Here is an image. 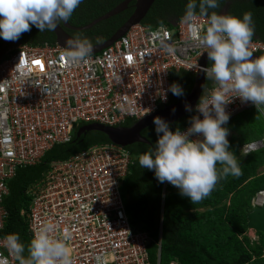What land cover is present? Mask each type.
I'll use <instances>...</instances> for the list:
<instances>
[{"label": "built area", "instance_id": "built-area-1", "mask_svg": "<svg viewBox=\"0 0 264 264\" xmlns=\"http://www.w3.org/2000/svg\"><path fill=\"white\" fill-rule=\"evenodd\" d=\"M183 16L158 25L133 24L86 63L69 64L57 43L8 47L0 60V229L6 180L17 167L38 163L54 143L69 140L75 125L117 126L157 111L169 100L172 71L201 68L206 50L190 36ZM206 22L207 16L197 13L192 23L203 29ZM249 50L264 53V40L252 38ZM214 87L210 80L201 97ZM247 110H256L264 121V113L251 103L234 99L226 106L229 119ZM193 115H200L195 108ZM262 147L264 131L239 151L245 155ZM131 160L129 151L112 141L51 160L27 188L24 215L31 239L50 223L61 237L70 234L73 264H150L149 235L131 226L121 196L120 181ZM5 237L0 235V254L18 264L4 247ZM157 246L155 264H160V231Z\"/></svg>", "mask_w": 264, "mask_h": 264}, {"label": "trees", "instance_id": "trees-1", "mask_svg": "<svg viewBox=\"0 0 264 264\" xmlns=\"http://www.w3.org/2000/svg\"><path fill=\"white\" fill-rule=\"evenodd\" d=\"M121 1L82 0L68 22L74 25L86 24ZM225 1L219 0L220 7L209 9L208 14L212 11L220 13ZM228 1L226 14L242 18L243 13L251 12L254 25L252 38L264 40V0ZM187 3L188 0H155L141 22L149 25L169 23L175 17L184 15ZM132 9L130 3L125 10L87 29L97 37L91 43L109 37L130 15ZM47 33L45 35L44 31L40 32L32 26L31 31L19 37V44H53V31ZM259 55L264 53L259 52ZM193 81L194 74L186 70L172 71L170 82L179 84L184 95L177 97L171 93L169 103L177 102L188 94ZM208 84L210 80H206ZM191 116L193 111L169 122L170 130H181L189 123ZM133 122L134 119L127 118L122 124L129 126ZM81 125L83 123L71 129L68 141L54 143L38 163L17 167L14 175L6 180L8 193L2 198L6 216L0 235L18 234L20 241L27 246L31 240L24 215L30 199L27 195L28 186L43 175L51 160L64 159L91 144L110 141L107 135L97 130L77 136ZM224 127L232 131L228 138L230 151L236 156L242 174L220 180L211 194L196 204L181 196L179 190L168 182H164L165 185L158 182L153 171L140 167L139 155L155 148L157 136L153 124L141 131L150 143L135 141L125 146L132 160L127 174L120 181L121 196L131 226L149 235L147 251L150 264L156 262L159 229L160 264H169L171 261L178 264H264V246L259 242L260 239L251 241L246 234L247 213L252 209V198L264 189V147L245 155L239 151L241 144L262 134L264 122L257 111L248 110L231 118Z\"/></svg>", "mask_w": 264, "mask_h": 264}, {"label": "clouds", "instance_id": "clouds-1", "mask_svg": "<svg viewBox=\"0 0 264 264\" xmlns=\"http://www.w3.org/2000/svg\"><path fill=\"white\" fill-rule=\"evenodd\" d=\"M81 3L82 0H0V38L18 40L23 33L31 31L32 26L40 32L55 31L59 22H67ZM219 7V0H188L182 18L190 36L206 50L211 64L201 67V71L216 87L208 96H200L194 107L200 115L191 116L189 127L184 131L170 130L169 122L153 117L155 148L138 158L141 168L153 171L158 182L176 187L179 194L193 204L208 197L220 180L242 174L236 156L230 151L229 129L224 127L231 119L226 106L239 99L264 113V55L253 58L249 50L254 35L252 14L245 12L242 18L216 11L208 14L209 9ZM197 9L200 15L207 16L203 29L192 23ZM91 52L92 44L87 38L77 36L65 41L64 56L69 64L86 63ZM168 91L177 97L184 95L183 88L176 83L171 84ZM162 99L167 100L166 93ZM168 104L169 100L159 109ZM184 107L194 113L190 105ZM122 123L117 126H124ZM262 192L264 189L258 193ZM263 201L264 197L261 203ZM69 238L67 231L61 237L48 223L34 231L27 246L18 234H8L3 244L18 264H73ZM0 264H9L2 254Z\"/></svg>", "mask_w": 264, "mask_h": 264}, {"label": "water", "instance_id": "water-1", "mask_svg": "<svg viewBox=\"0 0 264 264\" xmlns=\"http://www.w3.org/2000/svg\"><path fill=\"white\" fill-rule=\"evenodd\" d=\"M133 1V9L130 15L124 20V22L106 39L92 44V52H99L101 49L109 46L114 40L122 36L126 30L133 24L141 22L142 19L146 16L149 9L155 0H122L114 7H112L107 12L99 15L98 17L92 19L86 24L83 25H73L67 22H59L55 31H53L55 35V42L60 46L65 48V41L68 38H75L70 33H68L66 29L74 30V31H82L87 30L100 23L103 20H106L112 17L115 14L120 13L125 10L129 3ZM8 49V42L3 38L0 39V60L5 56ZM253 58L259 57V53H253ZM199 64L201 67H205L208 64L207 53L206 51L199 58ZM206 77L204 73L201 71V68L198 69L194 74L193 85L183 98L179 99L177 102L170 103L166 107L157 110L156 112L145 115L144 117L134 121L129 126H107L100 123L92 122L87 123L85 125L80 126L76 135L79 136L80 133H85L90 130H97L110 139V141L115 142L117 144H121L122 146H126L135 141H144L150 143L142 134L141 131L153 124V117L159 116L163 118L167 122H172L173 120L178 119L181 116L186 115L189 111L185 110L184 105L188 104L192 107V109L197 104L202 91L205 87ZM173 109L175 111L173 112ZM247 228L253 230L255 232H261L264 235V201L260 204H255L252 206V209L247 213Z\"/></svg>", "mask_w": 264, "mask_h": 264}, {"label": "flooded vegetation", "instance_id": "flooded-vegetation-1", "mask_svg": "<svg viewBox=\"0 0 264 264\" xmlns=\"http://www.w3.org/2000/svg\"><path fill=\"white\" fill-rule=\"evenodd\" d=\"M130 3L133 4V1L130 2ZM130 3H129V4H130ZM228 5H229V1L226 0L225 3H224V6L222 7V9H221V11H220L219 14H226V9H227ZM69 23H70V22H69ZM70 24H71V23H70ZM73 25H74V24H73ZM90 29H91V28H90ZM65 30H66L68 33H70L72 36H74V37L79 36V37H81V38H87L90 42H93V41L95 40V38H97L95 34H91V33H90L89 31H87V30H84V32H83V30H82V31H74V30H69V29H66V28H65ZM44 33H45V35H48L47 31H44ZM54 36H55V35H54ZM0 39H1V38H0ZM7 42H8V45L11 44V43H13L12 41H7ZM16 42H19V39L16 40Z\"/></svg>", "mask_w": 264, "mask_h": 264}, {"label": "rangeland", "instance_id": "rangeland-1", "mask_svg": "<svg viewBox=\"0 0 264 264\" xmlns=\"http://www.w3.org/2000/svg\"><path fill=\"white\" fill-rule=\"evenodd\" d=\"M13 43L9 44V47H13L18 45L19 43L15 41H12ZM232 133V131H229V135L227 137V139L229 138L230 134ZM263 200V197L260 193H256V195L252 198V204L255 203H261V201ZM199 210H202V208H200ZM246 234L248 235V237L251 239V241L256 242V240L259 238L260 239V243L264 246V236L260 233H257L253 230L248 229Z\"/></svg>", "mask_w": 264, "mask_h": 264}, {"label": "bare ground", "instance_id": "bare-ground-1", "mask_svg": "<svg viewBox=\"0 0 264 264\" xmlns=\"http://www.w3.org/2000/svg\"><path fill=\"white\" fill-rule=\"evenodd\" d=\"M261 195H262V197H264V196H263V195H264V192H262Z\"/></svg>", "mask_w": 264, "mask_h": 264}, {"label": "snow or ice", "instance_id": "snow-or-ice-1", "mask_svg": "<svg viewBox=\"0 0 264 264\" xmlns=\"http://www.w3.org/2000/svg\"><path fill=\"white\" fill-rule=\"evenodd\" d=\"M36 63H39V62H36Z\"/></svg>", "mask_w": 264, "mask_h": 264}]
</instances>
